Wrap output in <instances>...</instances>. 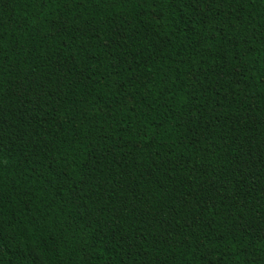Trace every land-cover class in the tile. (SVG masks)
I'll list each match as a JSON object with an SVG mask.
<instances>
[{
  "label": "trees",
  "instance_id": "16d2710c",
  "mask_svg": "<svg viewBox=\"0 0 264 264\" xmlns=\"http://www.w3.org/2000/svg\"><path fill=\"white\" fill-rule=\"evenodd\" d=\"M0 264H264V0H0Z\"/></svg>",
  "mask_w": 264,
  "mask_h": 264
}]
</instances>
